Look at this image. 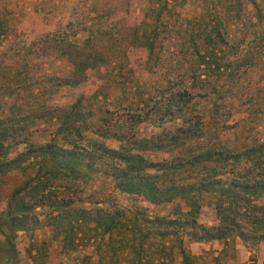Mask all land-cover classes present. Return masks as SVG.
<instances>
[{
    "label": "trees",
    "instance_id": "obj_1",
    "mask_svg": "<svg viewBox=\"0 0 264 264\" xmlns=\"http://www.w3.org/2000/svg\"><path fill=\"white\" fill-rule=\"evenodd\" d=\"M185 1L149 2L143 20L126 28L129 41H120L108 27L95 24L73 32L69 23L38 36L70 66L69 73L59 79L68 98L41 115L31 109L23 118L14 114L0 119V187L9 175L24 177L0 212V264H20L18 235L42 226L57 230L69 250L87 230L102 241L115 242L119 236L125 257L146 252L151 240H167L173 236V227L197 243L228 242L235 237L245 243H264V141L230 146L223 140L230 123H237L233 118L225 120L224 111L241 98L246 76L258 66L257 58L248 57L241 44L232 43L231 29L239 26L243 11L240 1L235 11L221 5V13L206 22L208 0H200L202 14L189 22L191 89L183 87L168 101L169 113L174 108L180 113L177 126L150 135L143 129L150 121L149 112L142 115L127 106L110 109L101 100L109 95L103 97L98 90L89 94L92 78L98 74L109 84L114 80L112 71L129 60L132 50L143 53L150 68L164 45L161 28ZM250 1L264 34V7ZM12 29L0 14V47ZM196 90L208 105L193 118L197 102L192 91ZM35 119L52 124L45 143L34 142L29 135ZM95 176L110 179L117 191L136 201L155 206L183 203L186 210L179 207L174 220L151 219L126 207L87 208L84 198L75 200L59 192L62 187L74 190L71 186L87 184ZM207 196L214 199L219 221L214 227L197 221ZM178 243L183 264H194L183 240ZM146 264L166 262L147 260Z\"/></svg>",
    "mask_w": 264,
    "mask_h": 264
},
{
    "label": "rangeland",
    "instance_id": "obj_2",
    "mask_svg": "<svg viewBox=\"0 0 264 264\" xmlns=\"http://www.w3.org/2000/svg\"><path fill=\"white\" fill-rule=\"evenodd\" d=\"M151 1L156 0H0V14L7 18L13 28L8 41L0 47V119L12 118L14 114L23 118L32 113L31 109L38 110L41 115L51 106H59L67 101V89L59 86V79L69 73L70 66L48 43L42 44L37 40L38 36L69 23L73 32L82 30L85 25L95 24L108 27L107 31L113 32L116 39L129 41L130 34H127L126 28L143 20L147 14L146 6ZM239 1L243 4V11L238 20L239 26L231 29L232 43L241 44L245 55L257 58L258 66L246 76L241 98L224 111L225 120H237V123H230L231 130L223 136L224 142L230 146L264 141V106H260L264 103V34L261 33L262 25L250 0H208L204 3L206 22H211L217 13H221V5L235 11L234 6H238ZM257 1L264 7V0ZM201 8L203 3L200 0H186L178 14L173 15L169 24L161 28L164 45L150 68L145 63L143 53L132 50L128 55L129 60L125 59L112 71L114 80L109 84L105 77L99 78L98 74L92 78L89 94L98 90L103 97L109 95L101 100L110 109L127 106L142 115L149 112L147 116L150 121L143 129L150 135L167 132L177 126L180 113L176 108L169 113L168 101L172 93L183 87L191 89L188 76L191 61L189 22L202 14ZM38 42L40 44H36ZM192 94L197 102L193 114L195 118L206 110L208 104L199 90L192 91ZM30 126L29 135L34 142L45 143L50 139L53 131L51 122L35 119ZM23 180L20 174L4 178L0 187V212L6 209L9 196ZM71 187L74 190L62 187L59 192L75 200L84 198L87 204L83 206L87 208L111 209L120 206L133 213L142 211L151 219L167 217L173 220L179 216V207L186 210L183 203L155 206L136 201L121 194L110 179L102 176L93 177L87 184ZM197 221L207 227L218 225L212 197L207 196L202 200ZM170 231L173 236L167 240H151L146 252L138 255L130 252L131 255L125 257L119 236L115 237V242L102 241L98 235L87 230L79 235L75 247L69 250L64 247L57 230L42 226L33 233L22 232L18 235L20 264H146L147 260L183 264L178 248L180 239L194 264H264L263 242L245 243L235 237L228 242L197 243L179 228L173 227ZM2 239L0 234V241ZM31 254L37 258L36 261Z\"/></svg>",
    "mask_w": 264,
    "mask_h": 264
}]
</instances>
